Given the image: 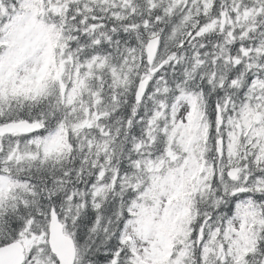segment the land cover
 Here are the masks:
<instances>
[{
	"label": "snow or ice",
	"instance_id": "6c2138e0",
	"mask_svg": "<svg viewBox=\"0 0 264 264\" xmlns=\"http://www.w3.org/2000/svg\"><path fill=\"white\" fill-rule=\"evenodd\" d=\"M0 264H264V0H0Z\"/></svg>",
	"mask_w": 264,
	"mask_h": 264
}]
</instances>
